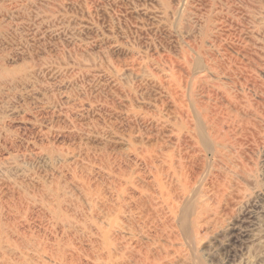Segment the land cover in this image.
Returning a JSON list of instances; mask_svg holds the SVG:
<instances>
[{
  "label": "rangeland",
  "instance_id": "obj_1",
  "mask_svg": "<svg viewBox=\"0 0 264 264\" xmlns=\"http://www.w3.org/2000/svg\"><path fill=\"white\" fill-rule=\"evenodd\" d=\"M263 99L264 0H0V264H264Z\"/></svg>",
  "mask_w": 264,
  "mask_h": 264
},
{
  "label": "bare ground",
  "instance_id": "obj_2",
  "mask_svg": "<svg viewBox=\"0 0 264 264\" xmlns=\"http://www.w3.org/2000/svg\"><path fill=\"white\" fill-rule=\"evenodd\" d=\"M199 53V52H198ZM182 55V54H181ZM197 55V54H196ZM183 58V57H182ZM181 58V59H182ZM189 58V57H188ZM214 58V57H213ZM172 59V58H170ZM174 59V58H173ZM190 60V59H189ZM178 61V60H177ZM176 61V62H177ZM205 62V61H204ZM170 63V61H169ZM175 63V62H174ZM183 63V62H182ZM177 64V63H176ZM179 65V64H178ZM210 65V64H209ZM223 65V64H221ZM177 66V65H176ZM185 66V65H184ZM182 67V66H181ZM205 67V66H204ZM177 68V67H176ZM183 68V67H182ZM220 68H223L220 66ZM178 69V68H177ZM188 69V68H187ZM180 70V69H179ZM183 70V69H181ZM203 71V70H202ZM204 71H206L204 69ZM203 71V72H204ZM181 72V71H180ZM183 73L185 72L186 73V70L182 71ZM181 72V73H182ZM188 72V71H187ZM205 73V72H204ZM190 74V73H189ZM198 74V73H197ZM197 74H196V77H197ZM200 74V73H199ZM203 75V74H202ZM177 76H180L179 74H177ZM185 76V75H184ZM188 76V74H187ZM194 75H193V78L195 79L196 78ZM191 78V77H190ZM193 78H191L190 80H192ZM185 79V77H184ZM187 79V78H186ZM185 79V80H186ZM193 79V80H194ZM165 80V79H164ZM192 80V81H193ZM185 82V81H184ZM190 82V81H188ZM195 83V82H194ZM197 83V82H196ZM158 84V83H157ZM185 85L187 86L188 88V85L186 84L185 82ZM190 85H191V82H190ZM196 85V84H195ZM194 85V86H195ZM201 85V84H200ZM185 86V87H186ZM175 88V87H174ZM198 88V87H197ZM151 89V88H150ZM203 89V88H201ZM156 90V89H155ZM170 92H171V89H169ZM190 90V88H189ZM188 90V91H189ZM172 92H175V91H172ZM174 94V93H173ZM182 94V93H181ZM189 94V93H187ZM176 94H174L173 96L176 98L175 96ZM179 95V94H178ZM190 96V95H189ZM217 96V95H216ZM191 97V96H190ZM181 98V97H179ZM179 98H178V101H179ZM188 98V97H187ZM196 98V97H195ZM209 98V97H208ZM241 98V97H240ZM182 100V99H180ZM189 100V98H188ZM261 100V99H260ZM264 100V99H263ZM160 101V100H159ZM177 101V102H178ZM203 101V100H202ZM207 101V100H206ZM205 101V102H206ZM229 101V99H228ZM179 103V102H178ZM204 103V102H203ZM207 103V102H206ZM257 103V102H256ZM185 104V103H184ZM243 104V103H242ZM172 105V104H171ZM191 105V104H190ZM244 105V104H243ZM203 106H205L203 104ZM217 107V106H216ZM174 108V107H173ZM188 108V107H187ZM240 108V107H239ZM239 108H237L238 111ZM192 109V108H191ZM261 110V109H260ZM179 111V110H178ZM194 111V110H193ZM205 110H202L201 111V107L197 108V112L195 113V117L194 119L192 120L191 118L189 119V117L191 115L188 116H183V120L181 121V126L185 129L186 128V131L188 132H194L193 134H195L196 138L199 139L201 141V143L203 144V146L207 149L208 152L214 154L215 156L217 154H219V150L216 146H214V143L212 141V132L214 131V129H218L220 128V122H217L215 121V119H210L205 113ZM177 113V112H176ZM174 114H172L173 116ZM182 115V113H181ZM173 121V120H172ZM174 122V121H173ZM259 127V126H258ZM261 129V128H260ZM215 135V134H214ZM166 139V138H165ZM190 144V143H189ZM145 150V149H144ZM158 150V149H157ZM151 151V150H150ZM186 151V150H185ZM145 152V151H144ZM142 152V153H144ZM153 152V151H152ZM141 153V154H142ZM156 153V152H155ZM203 153V152H202ZM191 155V154H190ZM195 155V154H194ZM187 156V155H186ZM163 157V156H162ZM214 157V156H213ZM157 159V158H156ZM149 160V159H148ZM155 162V161H154ZM203 162V161H202ZM199 164V163H198ZM176 167V166H175ZM211 167V166H210ZM159 168V167H158ZM163 168V167H162ZM177 168V167H176ZM159 170H162V169H159ZM180 170V169H179ZM196 170V169H195ZM154 172V171H153ZM167 172V171H166ZM191 172V171H190ZM161 173V172H160ZM155 174V173H153ZM188 174V172H187ZM193 174V173H192ZM194 176V175H193ZM207 177V176H206ZM164 178V177H162ZM178 179V178H177ZM193 179V177H192ZM208 179V178H207ZM161 181V180H160ZM205 181V180H204ZM231 182V181H230ZM184 183V182H183ZM204 184V183H203ZM201 188V186H200ZM191 189V187H190ZM199 189V188H198ZM169 190V189H168ZM195 190V189H194ZM178 191V190H177ZM203 191V190H202ZM226 192V191H225ZM199 193V192H198ZM217 193V192H216ZM227 193V192H226ZM218 194V193H217ZM166 197V196H165ZM184 197V196H183ZM181 198V197H180ZM197 198V197H196ZM193 198L191 197H186L185 199H183V201L178 204V206L175 208V216H174V226L175 228L185 237V236H192L193 234H195V223L192 222V217H194V214L196 213V209L194 207V202L192 200ZM178 200V199H177ZM110 217V216H109ZM122 227V226H121ZM13 247H11L12 249ZM2 249V247H0V250ZM10 253V252H9ZM13 253V252H12ZM15 253V252H14ZM18 253V252H17ZM26 253V252H25ZM16 254V253H15ZM24 254V253H23ZM118 256V255H117ZM51 257V256H50ZM133 257V256H132ZM135 257V256H134ZM31 258V257H30ZM50 259V258H49ZM52 259V258H51ZM94 259V258H93ZM137 259V258H136ZM26 260H29L26 258ZM9 261V260H8ZM28 262V261H27ZM9 263V262H8ZM7 263V264H8ZM40 263V262H39ZM38 263V264H39ZM65 263V262H64ZM23 264V263H22ZM41 264V263H40Z\"/></svg>",
  "mask_w": 264,
  "mask_h": 264
}]
</instances>
